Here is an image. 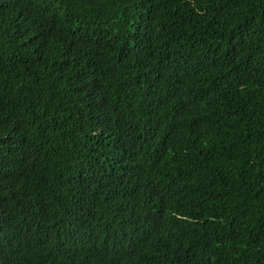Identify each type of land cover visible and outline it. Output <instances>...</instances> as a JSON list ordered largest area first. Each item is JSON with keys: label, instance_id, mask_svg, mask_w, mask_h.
Instances as JSON below:
<instances>
[{"label": "trees", "instance_id": "1", "mask_svg": "<svg viewBox=\"0 0 264 264\" xmlns=\"http://www.w3.org/2000/svg\"><path fill=\"white\" fill-rule=\"evenodd\" d=\"M0 264H264V0H0Z\"/></svg>", "mask_w": 264, "mask_h": 264}]
</instances>
